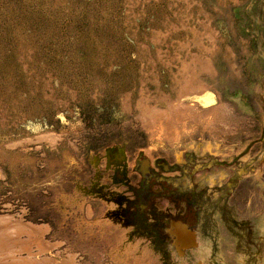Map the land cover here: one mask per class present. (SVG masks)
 Instances as JSON below:
<instances>
[{
  "label": "rangeland",
  "instance_id": "1",
  "mask_svg": "<svg viewBox=\"0 0 264 264\" xmlns=\"http://www.w3.org/2000/svg\"><path fill=\"white\" fill-rule=\"evenodd\" d=\"M180 103L226 105L237 130L150 136L141 115ZM195 204L218 260L210 239L171 243ZM5 214L97 264H264V0H0Z\"/></svg>",
  "mask_w": 264,
  "mask_h": 264
},
{
  "label": "bare ground",
  "instance_id": "2",
  "mask_svg": "<svg viewBox=\"0 0 264 264\" xmlns=\"http://www.w3.org/2000/svg\"><path fill=\"white\" fill-rule=\"evenodd\" d=\"M193 80L194 77L188 75L185 81L189 84ZM140 119L150 136L156 137L163 132L168 139H175L180 124L185 122L203 126L209 131H220L223 134L235 133L238 122L226 105H219L203 115L195 103L190 105L173 104L166 110L154 108L149 114L141 115ZM192 131L193 129L187 131L185 136ZM44 138L50 145L58 141V137L54 134H48ZM84 213L86 224H93L95 216L93 206L88 204ZM90 256L91 252L89 255L82 254L81 251L74 248L69 240L59 239L48 223L24 222L20 217L17 219L10 214L0 216V264H97L96 260L92 261L88 258ZM126 256L130 255L126 254ZM101 257L100 264H120L122 262L113 259L109 261L106 254H101ZM128 261L130 259L126 261L127 263L123 262L128 264ZM133 262L132 264H134ZM137 262H139V258ZM142 264H148V259Z\"/></svg>",
  "mask_w": 264,
  "mask_h": 264
},
{
  "label": "flooded vegetation",
  "instance_id": "3",
  "mask_svg": "<svg viewBox=\"0 0 264 264\" xmlns=\"http://www.w3.org/2000/svg\"><path fill=\"white\" fill-rule=\"evenodd\" d=\"M194 206L195 207L192 209L193 214L190 215V217H192L194 220V225H192L187 218H183L182 222H180V220L171 221L169 233L171 234V231L174 230L173 225H178L180 228L183 229L184 232L188 233L189 235H195L197 242H200L201 238L210 239V242H212L211 249H212L213 255H214L215 259L218 260L217 257H219V255H222V253L227 252L226 247H225L226 246L225 239L221 235L219 237H213L212 235L204 234L203 226H205V225H204V220L202 218V216L204 214V212H202L203 206L198 205V204H195ZM189 212L192 213L191 211H189ZM242 235H243L242 231H241V234L238 233L235 235L234 243L230 244V246H229V248L231 249L230 254H234L235 252H238V254L243 253V252L241 253L240 251H238V250L243 248L242 246L240 248H238L239 247L238 243L240 240L239 237ZM170 237H171V243L174 245V242H173L174 236L171 234ZM240 242L242 244H244V242L242 240ZM174 247H175V245H174ZM195 248H196L195 246H194V248H187V249L185 247H182L181 252H179V253L182 254L184 252V253L188 254L189 251L194 250ZM223 250H225V251H223ZM235 250H237V251H235ZM242 261H244V258L242 259Z\"/></svg>",
  "mask_w": 264,
  "mask_h": 264
},
{
  "label": "crops",
  "instance_id": "4",
  "mask_svg": "<svg viewBox=\"0 0 264 264\" xmlns=\"http://www.w3.org/2000/svg\"><path fill=\"white\" fill-rule=\"evenodd\" d=\"M173 226L174 230L171 231V234L174 236L173 242L179 252H181L182 247H185L187 249L196 246L197 241L195 235H189L188 233L184 232L183 229L178 225Z\"/></svg>",
  "mask_w": 264,
  "mask_h": 264
}]
</instances>
